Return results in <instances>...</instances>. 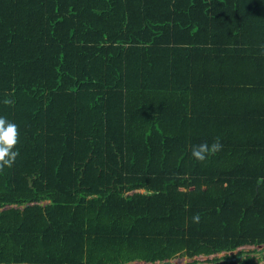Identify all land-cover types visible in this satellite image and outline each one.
<instances>
[{
  "label": "trees",
  "instance_id": "trees-1",
  "mask_svg": "<svg viewBox=\"0 0 264 264\" xmlns=\"http://www.w3.org/2000/svg\"><path fill=\"white\" fill-rule=\"evenodd\" d=\"M262 46L264 0H0V116L19 126L0 264L263 243Z\"/></svg>",
  "mask_w": 264,
  "mask_h": 264
},
{
  "label": "clouds",
  "instance_id": "clouds-1",
  "mask_svg": "<svg viewBox=\"0 0 264 264\" xmlns=\"http://www.w3.org/2000/svg\"><path fill=\"white\" fill-rule=\"evenodd\" d=\"M3 102L5 105L9 106L13 104V100L8 98H5ZM18 141L19 126L15 122L9 120L6 116H0V172H2L5 168H11L15 163L19 155V152L15 150ZM222 147L223 145L220 143V140L217 137L211 144L205 141L198 145L192 146L191 155L195 160L199 162H204L209 156L218 153L222 149ZM192 220L194 223H199L200 215L195 214L192 217ZM222 252L223 254L228 253V251H221L205 256L209 258V256L213 257L214 254H220Z\"/></svg>",
  "mask_w": 264,
  "mask_h": 264
},
{
  "label": "rangeland",
  "instance_id": "rangeland-1",
  "mask_svg": "<svg viewBox=\"0 0 264 264\" xmlns=\"http://www.w3.org/2000/svg\"><path fill=\"white\" fill-rule=\"evenodd\" d=\"M48 201L45 200L43 204L47 203ZM236 249V250H235ZM234 249V252L238 251L240 257L243 258H250L248 264L256 259H264V242L260 244H242ZM241 250V251H239ZM222 254V253H220ZM221 257V255H220ZM223 257V256H222ZM171 262L169 264H211V261L205 255H197L194 257H185V256H176L174 258H170ZM178 260V261H176ZM143 260H136L134 264H142ZM176 261V262H175ZM150 263V262H149ZM148 263V264H149ZM227 263V261L223 262ZM157 264H163L162 262H157ZM220 264V263H215ZM222 264V263H221ZM239 264V262L237 263Z\"/></svg>",
  "mask_w": 264,
  "mask_h": 264
},
{
  "label": "flooded vegetation",
  "instance_id": "flooded-vegetation-1",
  "mask_svg": "<svg viewBox=\"0 0 264 264\" xmlns=\"http://www.w3.org/2000/svg\"><path fill=\"white\" fill-rule=\"evenodd\" d=\"M227 254V255H226ZM231 254V253H230ZM229 254V252L228 253H224V254H214L213 255V257H211V256H209V258H217L216 260L215 259H213V260H210L211 261V264H215V263H222V264H227V263H223V262H225V261H227L228 262V264H231V263H229L230 261L229 260H231V257L229 256L230 255ZM220 255H221V257H220ZM223 256V257H222ZM134 261H136V260H132V261H129V262H126V263H123V264H134ZM159 260H156V261H154V262H147V263H149V264H157V262H158ZM160 262V261H159ZM142 264H144L143 263V261H142ZM251 264H262L261 262H259V261H257V262H251Z\"/></svg>",
  "mask_w": 264,
  "mask_h": 264
},
{
  "label": "water",
  "instance_id": "water-1",
  "mask_svg": "<svg viewBox=\"0 0 264 264\" xmlns=\"http://www.w3.org/2000/svg\"><path fill=\"white\" fill-rule=\"evenodd\" d=\"M39 203L40 204H43L44 203V201H39ZM26 204H28V203H26ZM24 205H22L21 207H23ZM225 252V251H224ZM229 253L231 252V251H228ZM176 261H178V260H176ZM175 261V262H176ZM148 261H143V263L144 264H148L147 263ZM160 262H162L163 264H169L170 262H171V259H169V258H167V259H163V260H161ZM233 264H235V263H233Z\"/></svg>",
  "mask_w": 264,
  "mask_h": 264
},
{
  "label": "crops",
  "instance_id": "crops-1",
  "mask_svg": "<svg viewBox=\"0 0 264 264\" xmlns=\"http://www.w3.org/2000/svg\"><path fill=\"white\" fill-rule=\"evenodd\" d=\"M229 94H238V92H237V93H232L231 90H230ZM237 98H239V97H237ZM216 104H221L222 108H223L224 105H226L225 102H224V103H223V102H217ZM222 108H221V109H222ZM218 185H224V184H218ZM226 185H230V183H228V184H226ZM138 190H142V189H138ZM235 250H236V249H235ZM232 252L235 253L234 250H232ZM232 252H230V253H232ZM236 252H237V251H236ZM217 253H218V252H217ZM201 255H202V254H201Z\"/></svg>",
  "mask_w": 264,
  "mask_h": 264
},
{
  "label": "bare ground",
  "instance_id": "bare-ground-1",
  "mask_svg": "<svg viewBox=\"0 0 264 264\" xmlns=\"http://www.w3.org/2000/svg\"><path fill=\"white\" fill-rule=\"evenodd\" d=\"M257 261H259V262H261L262 264H264V259H256V260H253V262H257ZM252 262V261H251ZM251 262L249 263V264H251Z\"/></svg>",
  "mask_w": 264,
  "mask_h": 264
},
{
  "label": "built area",
  "instance_id": "built-area-1",
  "mask_svg": "<svg viewBox=\"0 0 264 264\" xmlns=\"http://www.w3.org/2000/svg\"><path fill=\"white\" fill-rule=\"evenodd\" d=\"M222 254H223V252H222Z\"/></svg>",
  "mask_w": 264,
  "mask_h": 264
}]
</instances>
